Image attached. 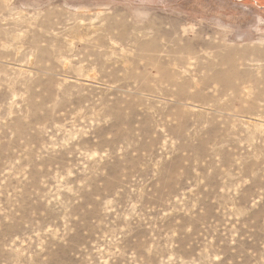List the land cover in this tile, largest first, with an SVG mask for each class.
<instances>
[{
    "label": "rangeland",
    "instance_id": "374dc122",
    "mask_svg": "<svg viewBox=\"0 0 264 264\" xmlns=\"http://www.w3.org/2000/svg\"><path fill=\"white\" fill-rule=\"evenodd\" d=\"M0 264H264V0H0Z\"/></svg>",
    "mask_w": 264,
    "mask_h": 264
},
{
    "label": "trees",
    "instance_id": "16d2710c",
    "mask_svg": "<svg viewBox=\"0 0 264 264\" xmlns=\"http://www.w3.org/2000/svg\"><path fill=\"white\" fill-rule=\"evenodd\" d=\"M255 2H258V1H255ZM259 3V5L262 3V2H258Z\"/></svg>",
    "mask_w": 264,
    "mask_h": 264
},
{
    "label": "crops",
    "instance_id": "0c3cea01",
    "mask_svg": "<svg viewBox=\"0 0 264 264\" xmlns=\"http://www.w3.org/2000/svg\"><path fill=\"white\" fill-rule=\"evenodd\" d=\"M255 3H257V2H255Z\"/></svg>",
    "mask_w": 264,
    "mask_h": 264
}]
</instances>
